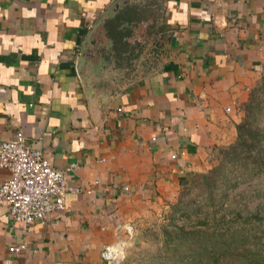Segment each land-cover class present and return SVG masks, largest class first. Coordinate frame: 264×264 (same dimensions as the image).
<instances>
[{"label": "crops", "instance_id": "1", "mask_svg": "<svg viewBox=\"0 0 264 264\" xmlns=\"http://www.w3.org/2000/svg\"><path fill=\"white\" fill-rule=\"evenodd\" d=\"M113 2L0 0V144L22 131L80 189L27 231L0 207V264H104L234 142L264 75V0H133L122 41L93 46L108 65L92 108L77 58ZM9 176L0 168V186Z\"/></svg>", "mask_w": 264, "mask_h": 264}, {"label": "trees", "instance_id": "2", "mask_svg": "<svg viewBox=\"0 0 264 264\" xmlns=\"http://www.w3.org/2000/svg\"><path fill=\"white\" fill-rule=\"evenodd\" d=\"M119 23L118 19L116 23L109 22V36L114 42L123 39L117 30ZM263 84L254 89L241 105L243 116L235 127V141L218 150L217 165L206 173L196 175L180 193L175 207L183 220L188 221L191 216L200 214L198 209L193 213L190 208L180 210L185 196L192 191L197 190L198 197H205V201L214 206L218 195L221 194L220 200L228 199L230 191L264 176ZM198 204L200 200L190 207ZM260 215L256 210L250 219H242L240 213L235 212L237 219L227 222L215 216L210 222L207 217H201V220L189 225L190 229L171 224L173 227L165 232V247L171 260L176 258L175 261L180 264H218L236 256H241L249 264H264V228L261 231L264 216Z\"/></svg>", "mask_w": 264, "mask_h": 264}, {"label": "built area", "instance_id": "3", "mask_svg": "<svg viewBox=\"0 0 264 264\" xmlns=\"http://www.w3.org/2000/svg\"><path fill=\"white\" fill-rule=\"evenodd\" d=\"M0 168L10 173L0 186V207L26 231L35 222L45 223L52 213H63L68 193H80L79 188L66 184L64 170L54 168L41 151L28 146L22 131L0 144ZM74 168L76 165H71L68 170ZM27 248L22 243L11 246L8 252L19 255ZM101 259L104 264H120L123 255L119 248L108 247L101 252ZM2 264L13 263L6 258Z\"/></svg>", "mask_w": 264, "mask_h": 264}, {"label": "rangeland", "instance_id": "4", "mask_svg": "<svg viewBox=\"0 0 264 264\" xmlns=\"http://www.w3.org/2000/svg\"><path fill=\"white\" fill-rule=\"evenodd\" d=\"M263 82L264 75H262L252 86L248 93V98L250 93L254 89L260 87ZM240 111L243 116L242 107H240ZM228 145L217 148L215 162L212 167L217 165V158L219 157L218 150ZM201 198L202 197L200 195L199 197L197 196V190H194L190 194H187L181 203L180 210L187 211L190 208L193 209L192 213L194 210H199L198 213L200 214L196 217L194 215L191 216L188 221L183 220L180 217V213L176 212V202L171 206L169 212L161 217L160 221H149L143 225L137 226L136 228L134 227V229L130 227V233L123 237L121 246L117 247L121 250L123 255V259L120 264H180L178 260L177 262L175 261L176 258L173 261L171 260V255L165 247V232L170 231L173 227L171 224L177 227L190 229L189 225H193L198 222V220H201V217H207L210 222L212 221V217L215 216V218H222L225 222H227L237 219V217H235V212L237 214L240 213L242 219L247 217L250 219V216L253 215L256 210H258L261 214L260 216H264V176L255 178L248 183L240 185L235 190L230 191L228 199L220 200L221 194L218 195L214 202V206L206 202L205 197L202 198L203 200H201ZM197 200H200V204L196 205V207H190L193 203L196 204ZM220 225L223 226L224 224L221 223ZM263 226L264 225L261 226V231L264 228ZM262 241L264 242V238ZM218 264L249 263L246 262V260H243L241 256H236L233 259L220 262Z\"/></svg>", "mask_w": 264, "mask_h": 264}, {"label": "water", "instance_id": "5", "mask_svg": "<svg viewBox=\"0 0 264 264\" xmlns=\"http://www.w3.org/2000/svg\"><path fill=\"white\" fill-rule=\"evenodd\" d=\"M133 0H115L97 24L89 31L87 36L83 41V45L79 51V56L77 58V70L79 73H86V67L89 65L91 68V72H89V78L84 77L82 82L85 87V91L87 94V98L91 104V107L94 108L95 104V96H94V88L93 81L102 80V73L105 72L108 61L105 59L99 51L93 49L95 48H105L109 49L112 46V39L109 36V22L116 23L118 19V23L123 17V11L129 7L130 2ZM132 13V12H131ZM94 75L97 77L94 78Z\"/></svg>", "mask_w": 264, "mask_h": 264}]
</instances>
